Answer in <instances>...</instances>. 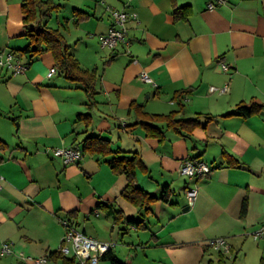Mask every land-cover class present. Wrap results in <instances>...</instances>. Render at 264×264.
<instances>
[{"label":"crops","instance_id":"0c3cea01","mask_svg":"<svg viewBox=\"0 0 264 264\" xmlns=\"http://www.w3.org/2000/svg\"><path fill=\"white\" fill-rule=\"evenodd\" d=\"M22 1L0 0V50L27 64L18 74L0 64V247L10 242L12 249L0 255V264H61L56 251L65 217L87 235L115 241L109 254L124 264H211L206 256L218 252L208 239L226 237L232 252L263 227L260 239L252 238L263 240L254 252L260 260L264 112L244 117L234 111L239 103H264V0H54L53 28L60 29L79 65L96 73L93 107L50 51L32 58L21 54L28 44ZM107 6L136 13L127 22L128 45H100L99 36L112 23ZM186 6L187 18L175 17V9L178 14ZM52 66L57 71L48 77ZM142 71L156 87L139 78ZM224 85L227 90L220 92ZM132 101L149 113L198 116L200 124L186 135L164 127L162 139L146 136L129 110ZM78 113L91 114V124L76 121ZM91 135L108 140L113 151L137 152L146 165L136 172L138 186L156 197L167 186V200L159 198L145 210L124 198L127 179L112 171L109 156L84 152L79 161L64 164L51 152L82 147ZM185 158L207 162L211 172L182 175ZM190 188L197 189L191 203ZM98 202L137 223L115 222L96 208ZM41 256L45 263L35 261ZM96 264L110 263L102 257Z\"/></svg>","mask_w":264,"mask_h":264},{"label":"trees","instance_id":"16d2710c","mask_svg":"<svg viewBox=\"0 0 264 264\" xmlns=\"http://www.w3.org/2000/svg\"><path fill=\"white\" fill-rule=\"evenodd\" d=\"M22 13L24 14L23 22L26 26V37L28 44L21 50V54H28L30 58L34 55L40 54L43 51H50L54 57L55 64L60 71H62L71 81L82 85L86 95L89 98L88 106H95L94 95L96 90V73L94 70L90 71L81 67L70 52L69 44L66 42L62 32L59 28L48 26L47 21L58 8V4L54 0H23ZM179 9H175V17L186 19L191 13V8L186 6L182 8V12L176 13ZM80 13H76V16ZM56 67V68H57ZM189 92V90L185 91ZM176 97H182L183 93ZM129 110L134 111L138 116V123L142 125L146 136L156 137L162 139L164 136L163 128H172L177 133L186 135L200 124L199 117L192 118H177L175 112L167 114L149 113L143 110L142 105L136 101H132L129 105ZM264 112V103L255 101L247 103H239L234 111L240 116H250L257 112ZM76 121L84 123L89 126L92 121L91 114L78 113ZM1 143V142H0ZM83 152L91 154H100L107 157L106 161L112 171L116 174H123L127 179V183L123 188L121 194L124 198L130 201L137 207L149 209V205L157 199L167 200L170 193L167 186L160 197L141 189L136 181V172L138 170L146 171V165L137 152L124 153L120 150H111L108 140L98 136H87L82 141ZM247 196L244 197L241 207V214L247 210ZM96 208H104L107 214H111L115 222L119 223H135L136 221L124 216L121 210L113 208L112 204L98 202ZM73 212L69 216H73ZM70 219V218H69ZM137 223V222H136ZM58 252V251H56ZM110 253V252H109ZM105 254L103 257L109 260L110 264H124L111 255ZM55 254L54 252L52 255ZM62 259L61 264H76L75 258H70L59 254ZM218 261L224 262L225 253L218 252ZM259 264H264V255L260 258Z\"/></svg>","mask_w":264,"mask_h":264},{"label":"built area","instance_id":"2783aa9c","mask_svg":"<svg viewBox=\"0 0 264 264\" xmlns=\"http://www.w3.org/2000/svg\"><path fill=\"white\" fill-rule=\"evenodd\" d=\"M216 2L222 3L224 0H216ZM208 6L211 8L213 7V4L209 3ZM106 9L112 19V23L107 32L99 36L100 45L109 49H115L120 44L128 45L127 22L131 18L135 19L136 13L125 9H115L110 6H107ZM0 64L6 65L10 68L13 74L22 73L27 68V64L22 63L11 51L2 52L0 50ZM220 64L223 69L229 68V65L225 63ZM56 71L57 68L52 66L49 69L47 76H52ZM139 78L145 83H149L154 87L157 86L155 80L146 71H142L139 74ZM227 88L228 86L224 85L219 91L225 92ZM209 89L210 91H214L217 88L215 86H210ZM51 152L54 157L59 158L64 164L75 163L79 161L84 154L82 147L79 145L53 147ZM179 170L182 175L188 178H197L208 175L211 172V166L199 158H185L182 161ZM1 188L2 183L0 177V189ZM196 193V188L187 189L186 194L190 203L195 198ZM60 222L62 223L65 232L58 245L57 251L63 256H73L81 264H96L105 254L111 252L116 245L115 241H102L85 234L76 227L74 221L67 217L61 218ZM262 234L263 227L253 232L252 236L254 239H258ZM207 244L215 251L225 254L230 253L232 248L231 244L224 236L210 238L208 239ZM11 252V243L3 242L0 247V255L9 254ZM35 261L37 263H45L47 257H37L35 258Z\"/></svg>","mask_w":264,"mask_h":264},{"label":"rangeland","instance_id":"374dc122","mask_svg":"<svg viewBox=\"0 0 264 264\" xmlns=\"http://www.w3.org/2000/svg\"><path fill=\"white\" fill-rule=\"evenodd\" d=\"M60 12H62V15L66 14L64 13L66 12L65 7H62L60 9ZM59 20L62 22V17ZM48 24L51 27H55L57 25L56 12L52 13V18L48 22ZM252 238L253 236L250 235V238L242 239L239 243V246L235 245V251L225 254L224 262L220 263L218 261L217 253H215L214 251L206 256V261H208V258H212L213 261L211 262V264H259V258L254 252L256 251V245L263 244V240L253 241Z\"/></svg>","mask_w":264,"mask_h":264},{"label":"water","instance_id":"95a60500","mask_svg":"<svg viewBox=\"0 0 264 264\" xmlns=\"http://www.w3.org/2000/svg\"><path fill=\"white\" fill-rule=\"evenodd\" d=\"M76 264H81V263L79 261H77Z\"/></svg>","mask_w":264,"mask_h":264}]
</instances>
